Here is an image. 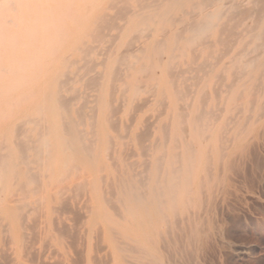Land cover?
<instances>
[{
    "label": "bare ground",
    "instance_id": "1",
    "mask_svg": "<svg viewBox=\"0 0 264 264\" xmlns=\"http://www.w3.org/2000/svg\"><path fill=\"white\" fill-rule=\"evenodd\" d=\"M243 1L110 0L107 1V4L114 10H99L96 12L93 9L81 12L80 9L72 8V4L78 2L75 0L55 1L57 7H44V3H52L53 1L38 0L34 2L41 5L34 8L31 7V9L28 10H19L16 8V5L21 3V0L0 1V123L1 121L3 122L13 117L16 107L21 105L24 101L31 99L33 102L31 110L15 123L12 129L11 139L6 136L0 140V213L4 212L2 203L5 201L4 197L6 193L11 190L18 191V195L15 196L16 198H13L11 201L12 207L10 208L9 217L7 218L0 214V222H2L4 228H6V230L8 227L10 228L8 223L10 220L23 229L22 244L28 241L27 229H32L34 231V229L36 230L39 228L40 232L43 231V233H47L50 227L49 222H44V220H42L44 216L41 218L40 212H36L37 210H41L39 206L36 207L40 199L31 200L30 195L36 192L39 187L47 184V179L52 177L53 166L55 164L53 157L56 153L62 154L65 157V166L68 170L70 169L72 171V169H78L81 166L95 167L98 165V152L102 142V134L105 136L107 149H113L116 138L109 131L103 130L102 123L99 120V113H104L106 125L110 129L113 128L114 130L115 128L114 131L119 132V129H116V127L119 128V117L116 118L115 115L117 112L119 113L121 111V107H123L121 105L123 103L119 101L117 104L119 100L118 94H120L122 101L126 99L127 92H130L131 99L137 98L143 87L141 84H144L136 83L140 80L142 81V79H135L137 73H147L149 75L155 66L164 67L165 72L169 73V78L164 82L161 94L165 95L167 93H165V90L171 87L175 89L176 97H178L179 100L180 98L182 100L184 98L187 100L186 92L178 87L176 78H174V69L178 64V56H190L194 51L196 55L199 52L201 54L206 53L207 56L204 57L203 60L197 61L195 59L193 61L197 69V76L195 75V79H201L200 77L198 78V72L202 71L205 75H213L216 72L217 63L220 62L219 58L221 59L225 53L231 52L228 51L224 54L221 53L222 55L219 54V58H216L218 62H214V60H211L212 57H215L214 47L221 45L229 48L231 45L233 46L236 44L231 43L234 39L237 40V38L246 36L251 39L252 46L246 50L243 56L237 57L231 62L230 66L225 67L223 69L224 71L221 73L222 75L218 74V77L222 76L223 82V77L227 72H233L241 76L244 74L249 75V80H239L238 85H227V87H230L228 91L232 95L244 94L251 91L253 88L251 87V81L256 77V73L262 70L264 75V0H247L246 3ZM81 2L93 4L97 1L84 0ZM227 2L229 3L227 4ZM62 5L67 6L62 8ZM179 9L182 10L181 16H179L177 12ZM79 19H81V24L77 26L75 30H72L70 25ZM179 20L184 22V24L181 22L183 24L182 28L177 26V23H180ZM241 26L246 27L240 30ZM218 32L221 33V36H219L218 40L214 43V41H211V37ZM132 34L139 38H152L153 43L144 44L137 48L138 53H135L131 50L135 46V44H133L134 40L131 39V41L129 40L130 42L126 43L127 49L125 50L124 48V52L121 53V51L114 50L112 45L116 39L124 35L130 36ZM156 34L160 36L155 37ZM74 36H76V40L73 39V45H70V49L73 52H79L81 57L79 56L80 58L78 59L72 57V52L70 55L64 53L65 47ZM233 42L236 41L234 40ZM138 43H140V41ZM131 45L132 48L130 49ZM247 45L246 43L244 46ZM243 48L244 47H242L240 52L245 51L246 48ZM101 49L103 51L101 53L103 58L98 62L96 60L97 55H99L97 51H101ZM253 52H255L253 56H248L249 53ZM164 55L168 57L166 62H163L162 59ZM197 57L194 56V58ZM134 59H136V61H133ZM56 63H59L61 68L63 66V69L61 70L59 67V70H56L54 68ZM77 64V70H73V67ZM98 64L102 65L103 68L99 71H95V67ZM93 71L94 73H92ZM234 74H232L233 77H235ZM261 75L259 77H261ZM121 78L123 84L120 86L118 81ZM38 80H43L41 86L36 84ZM153 81L155 84V79ZM261 82L262 84L264 83L263 76ZM220 83L218 84L220 85ZM259 83L257 87H259ZM219 85L218 89L221 86ZM82 86L88 89L93 88L90 91H95L91 101L86 97L88 93L86 96L83 95ZM206 86L207 83L197 90L199 100H196V97L187 101L178 110L174 122L164 125V130L162 129L164 131V139L150 146L145 143V140H149V129V132L146 130V132L149 133L148 135H144L145 131L137 135L138 141L140 142V149L145 152V158L148 155L146 152H148L151 147H155V150L162 153L150 156L148 162L144 163L146 167L142 174L122 172L120 177L117 176L119 178L117 179L116 177L119 181L118 186L114 189L115 191H112V198H109V200L106 199L110 201L106 203H113L111 207H113V209L117 208V211L119 210L125 216L126 214L131 215V213L142 214L149 226L156 230L158 234H162L160 230L161 225L170 223V209L176 214H179L182 206L185 205L190 207L192 204L194 193L191 190L190 178L197 168L200 150L206 147L209 148V144L212 143L215 137L214 134L218 116L216 111L208 105L210 97L205 90ZM18 90H20L19 93L17 92ZM213 90L216 89L214 88ZM189 91H191V89ZM215 93L216 97H218L219 92L216 90ZM147 99L149 101V98ZM253 100L250 99L252 102ZM88 103L92 104L90 105ZM138 104L139 105H136L137 108L141 106V103ZM166 105L167 104H165V106ZM137 108L136 110L139 111L140 108ZM259 108H264V104L259 105ZM220 109L223 110L222 108ZM151 117L150 115L149 119ZM149 119L147 122L145 120V122L149 123ZM145 126L146 129L147 124ZM151 126L152 125H149V128ZM220 128L222 129V136L220 139L223 141V136H226L229 131L233 130L234 134L241 132L239 123L231 128H227V124H223ZM117 136L120 137L121 135L118 134ZM120 138L123 137L121 136ZM250 141H248V143ZM255 142L258 141L255 139ZM221 146L222 144L220 147ZM169 148L173 150L180 149L181 151H174L171 155H168L166 150ZM124 153L128 155V152ZM129 155L131 156L132 153ZM110 157H112V155ZM221 159L223 158L221 157ZM233 161H236L235 158L232 162ZM128 165L131 167V164L128 163ZM225 166L227 167L226 164ZM170 168L172 169L170 170ZM98 183L99 182L94 178L88 184H80L79 188L82 190L89 189V192L93 193V196H95L97 195ZM80 189L77 190V193L79 191L78 194L81 196L80 192L82 191H80ZM63 191L67 192V190ZM203 195L205 194L203 193ZM212 200L214 201V199ZM87 202L89 205L90 201ZM211 203L213 204V202ZM63 204L67 207V203ZM87 204L84 203V206L86 207ZM68 207L66 208L67 211H69ZM71 207L69 209H72ZM65 208L63 211H65ZM204 208L207 209V207ZM76 210L77 211L74 210L73 213L70 212L75 218L77 216L75 212H78V209ZM34 212H36L38 216H32ZM74 213L76 215H74ZM78 219H80V217ZM78 219H76V221ZM54 220V222H56V219ZM76 224L78 225V223ZM62 229H64V227ZM74 229H76V227ZM101 229L103 231L102 227ZM77 230L76 232L78 234L79 230ZM62 231H60V235ZM40 232L36 233L40 234ZM76 232L74 230V233ZM64 233L63 235H66ZM102 233L103 232L99 233L100 238L102 237L101 239H103ZM169 233L170 232H168V234ZM73 235L76 236L73 240L77 241L78 239L76 240V238H78V235ZM73 235H70V237ZM40 236L38 237L39 240L41 239ZM157 240L159 239H156V241ZM32 241L35 242L34 239ZM36 242L34 244H36ZM121 242L126 245L128 244L127 240ZM132 242H135L136 246L133 247L129 245V247H124L123 251L127 253L136 252L140 259L159 262L158 256L146 248L142 242L133 239ZM32 244L33 242L29 247H34ZM98 245L99 244H97L98 250H100L101 243L99 246ZM6 246L8 248V245ZM105 248L106 247H104V249ZM7 250H10V248ZM37 251H39V249ZM75 251H77V249ZM78 253L80 255L82 254L77 251V254ZM38 254H40V252ZM7 255L6 257L8 258ZM33 256L38 257L36 254ZM81 256H78V258L80 257L79 259H82ZM127 256H129V254H127ZM41 258L42 257H40V259ZM96 258L98 259V257ZM37 259H39V257ZM97 259L94 260L95 264H98L96 263L98 261ZM33 260L35 261L36 259L34 258ZM41 262L43 261L41 260ZM41 262L38 264H42ZM77 262L81 263V261L78 260ZM104 262L110 263L107 261ZM0 264L5 263L1 262Z\"/></svg>",
    "mask_w": 264,
    "mask_h": 264
},
{
    "label": "rangeland",
    "instance_id": "2",
    "mask_svg": "<svg viewBox=\"0 0 264 264\" xmlns=\"http://www.w3.org/2000/svg\"><path fill=\"white\" fill-rule=\"evenodd\" d=\"M34 1L38 0H21L22 4H17L16 8L19 10H28L31 9V7L34 8L41 5ZM49 1L53 2L44 3L43 6L57 7L55 1L58 0ZM75 1L78 2L76 4H72V8L80 9L81 12H85L88 9H93L95 10V12L99 10H114L107 4V1L110 0H88L97 1L93 4L82 3L81 1L84 0ZM243 2L246 3L247 0H244ZM228 3L229 2H227V4ZM65 6L67 5H62L61 7L63 8ZM177 12L179 16L182 15L181 9H179ZM179 21L180 23L178 22L177 26L182 28L184 22L181 20ZM80 22L81 19H79L75 23H72L70 25V28L72 30H75L77 26L81 24ZM243 27L245 28L246 26ZM243 27L241 26L240 30H242ZM132 36L133 34L130 36L124 35L121 38L116 39L113 42L114 44L112 43V47L114 48V50L121 51L122 53L127 49L126 43L130 42L132 39L134 40L133 44H135V46L133 45L134 50L131 49L132 45L130 46V49L132 50V52L134 51L135 53H138L137 48L143 46L144 44L146 45L153 43L152 38L147 39ZM156 36L159 37L160 35L156 34L155 37ZM219 36H221V33L218 32L216 35L211 37V41H214L215 43L216 40H218ZM75 38L76 36L71 39V44H67L64 53L70 55L72 52V57L78 59L81 57L79 52H73L70 49V45L72 46L73 41L76 40ZM234 40L236 42H233ZM234 40L231 43L236 44L233 46L231 45L229 48L221 45H217L216 47H214L215 57H212L211 59L212 61L214 60V62H218L216 58H219V54H224L228 51L231 52L225 53L227 56L224 54L225 56L223 55L221 59L219 58L220 62L217 63L216 72L213 75L209 74V76L208 74L205 75V73L202 71L198 72V78L200 77L201 79H195L197 69L196 64H193V61L195 59L197 61L203 60L204 57L207 56L206 53L201 54L199 52L196 55L194 51L190 56H178V64L174 69V78H176L178 87L186 92L187 100L185 98L183 100L180 98L179 100V98L176 97L175 89L171 87H168L165 90V93L167 92L165 95L161 94V90L164 87V82L169 78V73L165 72L164 67L155 66L149 75L147 73H137L135 75V79H142V81L140 80L136 83H144L141 84L143 87L140 90L137 98L131 99L130 92H127L126 99L122 101L120 94H118L119 100L117 104L119 103V101L123 103L121 105L123 107H121V111L119 112L120 114L117 112L115 115L116 118L119 117V128L116 127V129H119V132L114 131L115 128L114 130L113 128H111V130L106 125L104 113H99V120L102 123L103 130L109 131L116 138L113 149H107L105 136L104 134H102V142L100 144V149L98 152V165H96L95 167L81 166L80 168H78L80 170L72 169V171L70 169L68 170L65 166V157L62 154L56 153L54 155L53 159L55 161V164L53 166L54 168L52 177L50 179H47L49 183L47 182V184L39 187L36 192H33L30 195L31 200H36L37 198L40 199V202H38V205H36V207L39 206L41 210H37L36 212H40L41 218L42 216H44L42 220H44V222L48 221L50 227L48 228L47 233H43V231L40 232L39 228L36 230L34 229V231L32 229H27L26 231L28 232V241L22 244V232L24 230L21 229L15 222L13 223L10 220L9 222L7 221L10 228L8 227L6 230V228H4V226L2 225V222H0V263L35 264V262L38 260L36 263L38 264L42 260L44 262H41L42 264H95L94 260H96V257H98V261L96 262L98 264L99 262L100 264H104V261L110 262L105 264H264V126H261L264 125V108H259V105L264 104V83L262 84L261 82L262 76L264 77V75L262 70H259L256 73V77H254V79H252L251 81V87H253L251 91H248L244 94L240 93L235 95H232L228 91L230 87H227V85H238L239 80L245 81L249 80L250 78L249 75L244 74L241 76L236 75L233 72H227L223 77V82L221 78L222 76L218 77L222 73V71H224L223 69L225 67L230 66L231 62L237 57L243 56L246 50L250 48V46H252V43L250 41L251 39L247 38L246 36ZM136 41H140V43ZM246 43L248 45L244 46L246 45ZM242 47H244L243 49H246L245 51L240 52L242 50ZM97 52L99 55H97L96 60L99 62L103 58V55L101 54L103 51L101 49V51L98 50ZM254 54L255 52L249 53L248 56H253ZM194 56L198 57L194 58ZM162 59L163 62H166L168 60L167 55H164ZM133 61H136V59H134ZM58 65L59 63H56L54 65V68L56 70H59V67L61 66ZM77 66L78 64L73 67V70H77ZM102 68L103 66L98 64L95 67V71H99ZM60 69L62 70L63 66L62 68L60 67ZM92 73H94V71ZM232 74H234L236 78L233 77ZM260 75L261 77H259ZM122 78L118 81V84L120 86L123 84ZM154 79L156 81L155 84L153 81ZM195 81L197 82V85ZM42 82L43 80H38L36 81V84H39L41 86ZM205 83H207L205 90L208 92V95L210 97L208 105L214 111H216L218 116V120L216 121V131L214 134L215 137L212 143L209 144V148L206 147L200 150L201 152L199 155L197 168L194 171L193 176L190 178L191 190L194 193V200L192 204L190 205V207L181 205V212L179 214H176L173 210L170 209V223L167 225H161L160 230L162 231V234H158L156 230L149 226L142 214L140 215L131 213V215L126 214L125 216L119 210L117 211V208L113 209V207H111L113 206V203L108 204L106 202H110L107 200H109V198H112V191H115L114 189L117 188L119 183L117 179H119L118 177H120V174L122 172H128L130 174H142L146 167L144 163L148 162L150 156L159 155L160 153H162L158 150H155V147H151L149 151L146 152L148 153V155L145 158V152L140 149V142L138 141L137 135L142 131H145V133H147L146 130L148 131L149 129L150 135H148L149 133H144V135H148L149 140H145V143L150 146L156 144L157 141L164 139V125L172 124L174 122L175 115L177 114L178 110L187 101H190L191 99L196 97V100H199V97L197 96V90ZM218 83H220L221 86ZM222 83L225 84L223 85ZM258 83L259 87H257ZM218 85L220 86L219 89ZM214 88L219 92L218 97H216V90H213ZM91 89L93 88L88 89L82 86V93L84 96H86L88 93L89 96L87 95L86 97L89 101L93 99V96L95 94V91H90ZM143 89L145 92L143 91ZM190 89L191 91H189ZM17 92L19 93L20 90H18ZM147 98H149V101ZM250 99H252L253 102L250 101ZM32 103L33 102L31 99L24 101L21 105H18L16 107L14 111L15 115L13 117L6 119L3 122L1 121L0 140L6 136L11 139L12 129L15 123H17L23 115L27 114L28 111L31 110ZM138 103H141V106L139 108L142 111L136 107V105H139ZM88 104L91 105L92 103ZM165 104L167 105L165 106ZM136 108L139 109V111L136 110ZM220 108H222L223 110H221ZM131 113L134 115V117ZM150 115L152 117L149 119ZM147 117L150 124L146 123L148 121ZM237 123H239V125L241 126V132L234 134L233 130L229 131L226 136H223L224 138L222 139H224V141L221 140L220 137L222 136V129L220 127L223 124H227V128H231L234 127ZM146 124L147 128L145 129ZM149 125L152 126L149 128ZM118 134H120L123 138H120L121 136H117ZM255 139L258 142H255ZM248 141L250 142L248 143ZM221 144V147H223L224 150L220 147ZM166 151L168 155H171L174 151L179 152L181 150H173L169 148ZM124 152H128V155ZM131 153L132 155L130 156L129 154ZM111 155L112 157H110ZM129 156L130 158L128 159ZM221 157L223 159H221ZM234 158L236 161L232 162ZM128 163L131 164V167L130 165H128ZM225 164L227 165V167L225 166ZM171 169L172 168H170V170ZM94 178L99 182V186L97 188L98 193L96 192L97 195L95 196H93V193L89 192V189L82 190L79 188L80 184H88ZM220 182L222 185L220 184ZM109 185L113 189L110 188ZM79 189L80 191H82L80 192L81 196L78 194L79 191L77 193V190ZM213 189L216 191H214ZM63 190H67V192ZM109 192L112 194H110ZM203 193L206 196L203 195ZM16 195H18V191L14 190L6 193L4 197L5 201L4 203H2L4 212L0 213L1 215L6 216L7 218L9 217L10 208L12 207L11 201L13 198H16ZM212 199H214V201ZM87 201H90L89 205L87 204ZM211 202H213V204ZM63 203H67V207L70 205L68 207L69 211H67V207ZM84 203H86L88 206L86 205L85 207ZM61 207H66L65 211H63L64 208ZM70 207L72 209H69ZM204 207H207V209ZM76 209H78V212H75L77 214L75 218L71 213H73L74 210L77 211ZM36 212H34L32 216H38ZM75 213L74 215H76ZM77 217H80L81 221ZM121 217L123 218V220ZM54 219H56L57 223L54 222ZM76 219L78 220L76 221ZM92 220H94L95 223ZM76 223H78V225ZM74 226L76 227V229H74ZM77 226L79 229L77 228ZM63 227L64 229H62ZM101 227L103 228V231ZM55 228L58 231L59 229L60 231L63 230L61 234L63 237L60 235L61 232H58ZM69 228L71 232L69 231ZM77 229L79 230L78 234L76 232ZM74 230L76 233H74ZM35 231L40 232V234L36 233ZM100 231L103 232V239H101L102 237L100 238ZM168 232L170 233L168 234ZM63 233L67 236L63 235ZM69 234L78 235V238H76V240L78 239V242L73 240L76 236L73 235L71 236L73 238H71ZM39 236L41 238L40 240L38 239ZM34 237L38 240H36ZM33 239L35 240V242L37 241L36 244H34L35 242L32 241ZM132 239L142 242L146 248L154 252L158 256L159 262L140 259L138 258V253L136 252L127 253L123 251V248L129 247V245L133 247L136 246V243L132 242ZM156 239H159L157 240L158 242L156 241ZM102 240L104 242H100V245L98 241ZM124 240H127V245L121 242ZM30 242H33L32 245L35 248L29 247L31 246ZM69 242H71L72 244ZM96 243L101 246L100 250H98L99 248L97 247ZM6 245H8V248H10V250H7L8 248ZM43 245H46L45 249ZM104 247L106 248L104 249ZM28 249L31 251H29ZM38 249L39 251H37ZM76 249L78 252L82 253V256L79 253L77 254V251H75ZM42 250H44L45 252ZM39 252L40 254H38ZM108 252L110 258L108 256ZM32 254L38 255L39 259H37L38 257L33 256ZM127 254H129V256H127ZM6 255L9 259L6 257ZM78 256H81L82 259H79L80 257L78 258ZM33 257L36 259L35 261L33 260ZM40 257L42 258L40 259ZM76 259L78 261H81V263L77 262Z\"/></svg>",
    "mask_w": 264,
    "mask_h": 264
}]
</instances>
